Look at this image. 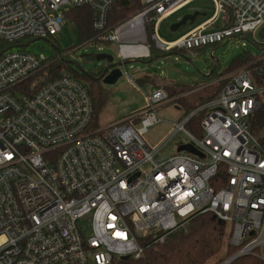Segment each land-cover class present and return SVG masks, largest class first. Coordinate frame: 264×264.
<instances>
[{
    "label": "built area",
    "instance_id": "built-area-1",
    "mask_svg": "<svg viewBox=\"0 0 264 264\" xmlns=\"http://www.w3.org/2000/svg\"><path fill=\"white\" fill-rule=\"evenodd\" d=\"M115 1L0 0V264L138 258V233L156 229L155 241L162 242V232L205 212L227 225V244L235 248L218 264L243 255L264 261V121L252 128L257 111H264V43L255 40L264 0H214L217 12H230L225 25L210 30L203 24L171 42L158 37L156 26L189 0H141L139 11L109 26ZM78 6L94 13L95 37L84 44L115 43L122 63L148 57V42L163 52L190 50L248 33L260 53L174 96L154 87L139 113L100 129L84 82L68 71L39 86L33 80L53 58L28 45L50 40L64 13ZM212 84L217 94L172 123L158 147L145 142L147 128L163 122L161 106ZM201 113L200 135H194L187 124ZM179 133L189 140L176 148L190 144L201 156L176 148L159 156Z\"/></svg>",
    "mask_w": 264,
    "mask_h": 264
},
{
    "label": "rangeland",
    "instance_id": "rangeland-1",
    "mask_svg": "<svg viewBox=\"0 0 264 264\" xmlns=\"http://www.w3.org/2000/svg\"><path fill=\"white\" fill-rule=\"evenodd\" d=\"M192 4L199 5L203 10L199 20L207 18L216 6L214 0H194ZM186 7L182 12L183 13ZM194 12V10H192ZM191 12V13H192ZM179 14H171L163 18L156 26L158 37L166 42H171L179 35L188 31L198 22L179 26L176 30H171V25L175 22ZM183 15V14H182ZM181 15V16H182ZM255 34L257 44L264 43V37ZM151 43V42H150ZM252 41V33L242 38L224 41L221 44L209 46L201 49H180L170 52H155L150 58H130L126 59L122 68V75L112 85L102 83V90L108 95L103 109L98 114V127H106L110 123L118 122L139 113L147 106V96L154 89L156 82H165L167 84L181 83L187 88L211 83L207 81V75L210 69L217 64V71L221 72L228 63L241 51H249L254 56L260 52V47ZM54 47L63 51L73 49L67 54V59L75 65L79 63L84 70L92 69L104 61H96L90 57L105 53L113 57L116 62L120 59L118 48L115 43H88L79 38L75 26L67 19L61 25V31L57 32L47 39H35L28 45L30 50L37 54L50 56L54 52ZM212 52V54H211ZM86 84L87 81L80 80ZM167 85H165L166 87ZM215 85L212 84L205 90H201L198 95L205 96L213 94ZM167 92L168 89H166ZM197 99L190 97L189 102L195 103ZM176 106L178 108H176ZM186 108L182 105L172 102L161 106L157 110V116L163 121L151 125L142 134V138L152 148L158 147L168 136L172 129V123L179 121ZM188 127V126H187ZM188 129V128H187ZM189 137L183 133L177 134L174 140L164 147L159 153L160 157L168 156L175 150L178 142H187Z\"/></svg>",
    "mask_w": 264,
    "mask_h": 264
},
{
    "label": "trees",
    "instance_id": "trees-1",
    "mask_svg": "<svg viewBox=\"0 0 264 264\" xmlns=\"http://www.w3.org/2000/svg\"><path fill=\"white\" fill-rule=\"evenodd\" d=\"M142 7L141 0H116L110 7L107 14L108 25H114L130 15L139 11ZM65 19L69 20L76 28L79 38L85 42L89 38L95 37V32L92 29V20L94 17L93 11L87 6H78L68 9L64 13ZM51 40V39H50ZM52 61L41 68L33 77L38 79V86L46 81L55 78L63 71L70 72L75 78L87 81L86 85L92 98L93 105V125L98 126V114L106 104L108 95L102 90V78L108 70L107 64H99V66L84 70L79 63L73 64L67 57L58 58V55L66 52L54 47ZM203 50L204 48H199ZM2 44L0 43V52ZM174 51L169 50L167 52ZM155 52H162L154 47L151 42L149 53L151 57ZM254 55L249 51L239 52L228 65L218 72L216 63L206 76L207 80L216 78L223 72H228L238 68L253 59ZM95 59V55L90 57ZM106 70V71H105ZM179 87V88H176ZM168 95L187 91L184 84L173 83L166 87ZM218 86L215 87L214 93L205 96H199L198 93L181 96L177 98L176 103L186 108L184 113H188L195 105L201 103L217 94ZM196 100L195 103H190L189 98ZM201 114H197L188 124L187 128L194 135H200L199 122ZM255 124L253 131L259 127V122L264 121V111L258 110L255 115ZM160 234L158 230H151L148 234H137L138 241L143 247V252L138 258L129 257L127 260L113 257L110 264H218L223 259L235 252L234 247L227 244V225L218 223L217 218L211 212H205L190 217L180 226L162 232L164 235L163 241H155V235ZM229 264H264V261L255 255H243Z\"/></svg>",
    "mask_w": 264,
    "mask_h": 264
},
{
    "label": "water",
    "instance_id": "water-1",
    "mask_svg": "<svg viewBox=\"0 0 264 264\" xmlns=\"http://www.w3.org/2000/svg\"><path fill=\"white\" fill-rule=\"evenodd\" d=\"M200 14L198 12H192L190 14H185L183 15L181 18H179V20L175 21L170 29L171 30H176L179 26L181 25H185L187 23L189 24H193L196 17L199 16ZM259 37H264V25L262 26V28H260L259 33H258ZM95 60L96 61H104L105 64L107 63L106 69L108 70V72L106 73V75L102 78V83L105 85H112L114 84L118 78L122 75V68L125 64L119 61L114 62L113 61V57L109 54H105V53H99L95 55ZM106 71V70H105ZM177 108V107H176ZM177 151H181V150H186L187 152L196 154L198 156H201V153L198 152L192 145L190 144H182L180 146H178ZM218 223L222 224L223 222L221 220H218ZM121 260H127L129 258L128 255H124V256H120L119 257Z\"/></svg>",
    "mask_w": 264,
    "mask_h": 264
},
{
    "label": "crops",
    "instance_id": "crops-1",
    "mask_svg": "<svg viewBox=\"0 0 264 264\" xmlns=\"http://www.w3.org/2000/svg\"><path fill=\"white\" fill-rule=\"evenodd\" d=\"M194 0H189L186 4H184L182 7H180L179 9H177L175 12H173V13H177V14H179L177 17H176V20L175 21H177V20H179V18H181L183 15H185V14H190L191 12H192V10H194V12H198L200 15V17L202 16V15H206L205 13H202V8L199 6V5H196V4H192V2H193ZM190 6V8L189 9H186L183 13H180V12H182L186 7H189ZM172 13V14H173ZM183 14V15H182ZM182 15V16H181ZM229 16H230V12H229V10L228 9H226V10H224V11H222V12H217L216 11V8H215V10H213L212 11V13L207 17V18H204L203 20H199V18L200 17H196V19H195V21L194 22H197V19H198V22H197V24L195 25V26H193V27H191L188 31H186V32H184L183 34H181V35H179L178 37H176V39L177 38H180L181 36H183L184 34H186L187 32H189L190 30H192L193 28H195V27H198V26H200V25H203V24H207V26H206V28L207 29H215V28H219V27H221V26H223V25H225L227 22H228V20H229ZM175 39V40H176ZM148 44H149V49H150V46H151V43L150 42H148ZM149 56H150V53H149ZM141 57V58H150V57ZM212 69V68H211ZM210 69V70H211ZM207 81H210V80H207ZM173 84V83H172ZM165 85H169V84H167V83H165V82H156L155 83V86L154 87H157V86H165ZM186 86V85H185ZM176 88H179V87H176ZM177 107V106H176ZM178 108V107H177Z\"/></svg>",
    "mask_w": 264,
    "mask_h": 264
},
{
    "label": "bare ground",
    "instance_id": "bare-ground-1",
    "mask_svg": "<svg viewBox=\"0 0 264 264\" xmlns=\"http://www.w3.org/2000/svg\"><path fill=\"white\" fill-rule=\"evenodd\" d=\"M140 47H137V49H139ZM137 49H135V50H137ZM142 50V49H141Z\"/></svg>",
    "mask_w": 264,
    "mask_h": 264
},
{
    "label": "flooded vegetation",
    "instance_id": "flooded-vegetation-1",
    "mask_svg": "<svg viewBox=\"0 0 264 264\" xmlns=\"http://www.w3.org/2000/svg\"><path fill=\"white\" fill-rule=\"evenodd\" d=\"M101 64H104L105 65V62L104 63H101ZM107 64V63H106Z\"/></svg>",
    "mask_w": 264,
    "mask_h": 264
}]
</instances>
